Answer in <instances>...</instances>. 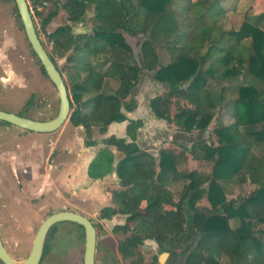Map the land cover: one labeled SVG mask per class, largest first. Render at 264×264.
<instances>
[{"label":"trees","instance_id":"16d2710c","mask_svg":"<svg viewBox=\"0 0 264 264\" xmlns=\"http://www.w3.org/2000/svg\"><path fill=\"white\" fill-rule=\"evenodd\" d=\"M47 2L31 0V5L35 9ZM91 3L65 0L61 7L67 20L76 22ZM225 11L217 0H106L95 7V30L91 34L73 35L67 25L46 34L44 29L56 11L41 20L38 30L34 26L55 56L69 54L64 67L57 69L66 76V81L62 79L69 97L68 122L82 127L86 147L95 144L91 140L93 129L103 135L110 123L125 121L120 109L141 69L124 34L141 36L139 55L144 69L155 70L154 80L168 87L149 100L152 116L173 125L176 131L207 130L228 89L222 87L213 95L208 89L211 82H235L237 86L232 97L222 102L232 123L213 130L215 143L199 141L187 150L194 160L209 163L210 171L181 173L184 183L176 203L165 190L175 174V156L168 149H160L156 159L141 151L134 143L140 121L128 122V143L113 136L102 139L104 147L112 146L121 153L116 174L123 190L112 192L116 209L102 208L99 218L128 215L127 224L112 229L124 236L116 245L122 260L135 258L146 240L165 253L185 249L192 242V230L197 241L184 264H264V229L259 226L264 223V162L253 158L252 142L246 140L264 141V13L245 14L236 30H225ZM245 41L249 49L243 47ZM237 51L245 57H236ZM45 52L55 65L53 54ZM205 64L208 67L203 70ZM104 65L112 68L109 75L100 71ZM39 69L45 76L40 65ZM239 76L243 81L237 82ZM29 110L30 100L17 115L28 118ZM240 128L245 131L243 135ZM224 180L247 182L254 188L246 197L226 199L219 185ZM202 198L208 207L196 206ZM142 201L145 206L140 209ZM75 226L82 233L81 227ZM54 227L46 235L42 257ZM221 256L225 263L219 261ZM132 264L142 262L134 260ZM147 264H156V257Z\"/></svg>","mask_w":264,"mask_h":264},{"label":"rangeland","instance_id":"374dc122","mask_svg":"<svg viewBox=\"0 0 264 264\" xmlns=\"http://www.w3.org/2000/svg\"><path fill=\"white\" fill-rule=\"evenodd\" d=\"M49 1L43 6L36 5L34 9V7H31V0H26L37 30L41 20L53 11L54 7ZM57 1L62 3L64 0ZM132 1L135 3L138 0ZM217 2L226 10L225 17L222 19L225 30H236L243 22L245 14L254 15L259 13L258 10L264 13V0H217ZM34 10L37 11L38 16ZM79 20L83 22V16ZM89 20L88 26L90 28L86 33L87 35L95 30L94 24L91 23L93 20ZM62 25H66V14L58 5L57 15L45 27V33H51ZM38 38L43 48L52 55L51 45L46 42V38L41 32L38 33ZM123 38L131 48L132 57L141 69L138 78L140 81H137L138 84L135 88L140 91L142 86L144 87L145 99L154 92H162L159 91L152 79L155 70L148 72L144 70L141 63L139 55V46L142 42L141 36L129 37L124 34ZM243 45V47L249 49V42L245 41ZM234 54L236 57H245V54L240 51L234 52ZM53 56L56 67L61 69L64 67L69 54H65L62 58L54 54ZM216 66L217 64L214 67ZM207 67L205 64L203 70ZM111 69L110 65H104L100 68V71L105 75H109ZM62 77L66 81L65 74L62 73ZM237 79V82L243 81L242 76ZM110 84L112 85L111 82ZM112 87L114 86L112 85ZM222 87H228L224 91L225 95L222 101L224 102L227 97L228 99L232 97V90H235L237 86L235 82L228 84L225 81H214L211 82L208 89L213 95H216ZM160 89L162 88L160 87ZM28 100H30V110L26 115L29 119L46 121L56 115L58 107L56 92L46 76L41 73L35 57L30 52L20 22L16 19L14 3L12 0H0V111L16 115L24 108ZM131 101L130 98L125 103L128 105ZM222 102L215 108V116L208 126V131L204 134L202 132L203 136L199 137L192 134L193 136H190V138L195 137L193 140L203 138L211 144L216 142L217 137L213 130L216 127L229 126L232 123V119L227 115ZM171 113L174 114L175 111L172 110ZM147 123L149 127L147 128L154 132L153 138L147 143L151 149L157 145L161 133H170L173 130L166 123L167 126L164 128L166 131L163 130L161 126L163 123L157 120L150 119ZM254 129L258 130L259 126L257 125ZM239 133L243 135L245 131L240 128ZM57 134L60 135L59 145L63 143L72 145L73 142L75 144L76 149H74L73 154L68 153L65 160L69 164L83 161V158L79 160L76 157L78 149L77 134L68 120L63 123L57 132H52L49 135L27 132L0 123V240L7 253L16 262L23 261L29 253L33 236L39 224L52 213L71 211L87 217L96 228L95 264H132L134 260H140L142 264L150 262L155 253L148 245L140 246L135 258L119 259L116 245L124 236L120 233H113L112 226H110V223L113 222L102 221L97 215L99 203L95 200L96 191L93 183L101 180L104 172H106V167L109 165V159L106 156L100 153L97 154L89 166L85 170L82 168L81 173L75 178L74 181L79 183L71 181V184L68 185L67 197L65 195L62 197L60 192L61 181H56L57 186H59L58 191L53 182V176L50 177L51 174H49L52 156L46 161L47 153L45 150H36L35 147V145L40 146V144L43 147L50 145ZM82 134L84 137L83 132ZM91 135L92 137H98L95 129L92 130ZM190 138L182 139L181 146H187ZM246 140L252 142L251 153L253 158L264 162V141L255 143L252 139ZM56 154H58V150L53 152V156H56ZM195 167L197 170L204 171L211 169L209 164H198ZM51 181L52 186L56 189L55 191L58 192L56 196L53 195L51 190ZM219 185L223 188L226 199L246 197L254 188L247 182L240 184L238 180L235 182L220 181ZM199 204L201 205V202ZM94 212H97V214L93 215ZM259 226L262 230L264 229V223L259 224ZM46 245L48 247L47 252L41 258L39 264H82L83 233L79 232L74 224H56L52 234L47 237ZM219 261L225 263L226 259L221 256Z\"/></svg>","mask_w":264,"mask_h":264},{"label":"crops","instance_id":"0c3cea01","mask_svg":"<svg viewBox=\"0 0 264 264\" xmlns=\"http://www.w3.org/2000/svg\"><path fill=\"white\" fill-rule=\"evenodd\" d=\"M102 1H106V0H95L93 1L94 2L93 5L86 6V9L83 15V18H84L83 22H77V23H72V24L66 23L67 26L69 25L71 29V33L73 35H84V34L87 35L86 33H88V30L90 28L88 26L89 25L88 21L90 22L89 19H92L93 22L95 21L93 19L95 6L97 3L102 2ZM117 1L120 2L122 0H117ZM125 1H129V0H125ZM131 2L133 1L131 0ZM152 79L154 80L153 75H152ZM155 83L159 91L160 90L162 92L167 91L168 87L166 84H161L156 81ZM137 84L138 83H136V85ZM135 87L131 90L130 95L125 99V101H127L130 98L132 99L131 103L128 104L130 106H128L124 102V104L122 105L120 109V112L125 117V121L120 122V123H115V122L110 123L106 127L105 133L103 135L98 134L97 135L98 137H95V136L92 137L91 135V140L95 142L93 146L86 147L84 144L85 136L83 137L82 127H74L76 130V134H77V144H78L76 157L79 158V160L80 159L82 160L83 158V161H76L75 163L69 164L65 160V157L67 156V154L68 153L73 154V151L76 148L74 146L75 145L74 142L72 143V145L64 144V143L59 145V137H60L59 134H57V136H55V138L50 142V145H45L44 147L41 144L40 146L35 145L36 150H45V152L47 153V156L45 158L46 161H48L49 157L51 158L52 156V162L50 160V165H49V169H50L49 174H51L50 177L53 176L54 178L53 182L55 183V186L58 188V191H59V186H57L56 181H59V180L61 181L60 192H61L62 197L64 195L67 197L68 185L71 184V181H73V183H79V182L74 181L75 178L78 177L79 173H81L80 170L82 168H84L85 170L89 166L90 162L93 161L94 157L97 154L100 153L109 159V165H107L106 167L107 169H106V172H104V176L101 178V180H97V182L93 183L94 190L96 191L95 200L99 203L98 205L99 212L98 214L97 212H94L93 215L97 214L98 216H100V210L102 208L108 207L113 210L116 209L115 204L112 202L111 195H112V192L114 191L118 192V191L123 190V188H121L119 185V179L116 174V165H117L118 160L121 158V153H119L112 146L104 147V145L101 144V141L102 139L113 136L116 139H124L125 142L127 143L130 142L129 137H127L125 134V128L129 121H140L141 122V127L137 129L135 140H134V143L137 145V147L141 151L153 156L155 159L157 158L158 151L160 149H168L173 152L175 156V165H174L175 174H174L173 180L168 181L167 184L165 185V190L169 192L172 196L171 198L172 202L174 203L177 202L179 193L181 190V186L184 183V180L181 179V173L192 172V171L196 173L197 172L198 173L199 172L208 173L210 171V170L209 171L197 170L195 166H198V164L207 165L209 163L194 160L188 154V151H187L191 147V145L196 142L205 141L206 143H208L207 140H203V138H200L199 140H193L195 137L203 136L204 132L203 134L202 132H196V131H192L190 133H182V132L176 131L173 125H169L173 128V130L170 133L169 132L165 133L166 135L161 133L159 135L157 145L154 146L152 149L148 147L147 143L150 141L151 138H153L152 136L154 135V132L148 129L149 127H148L147 122L150 121V119H152L153 121L157 120L151 114V111L148 106L149 100L153 98L154 96L159 95L162 92H154L152 95H149L145 99L144 87L142 86L140 91L137 90ZM160 87L162 89H160ZM157 121L162 122L164 124V125L161 124V126H162V129L166 131V129L164 128H166L168 124L165 125V122L161 120H157ZM59 129H57L56 132ZM207 131L208 130H206L205 132ZM49 134H52V133L40 134V135H49ZM192 134H195V137L190 138V136H193ZM163 135H165L166 138L163 137ZM188 137L190 138V141H188L189 142L188 145L185 147L181 146V142H182L181 140L188 138ZM55 150H58V154H56V156H53V152ZM54 174H58V175H54ZM82 184L84 183L82 182ZM47 185H48V181H47ZM107 185L109 186L108 188H110L109 190L107 188ZM51 188H52L51 190L53 191V195L56 196L58 192H56L55 191L56 189L52 186V181H51ZM200 202H201V205L199 204ZM144 206H145V202L142 201L140 203L139 208L142 209ZM196 206L200 208L208 207V203L206 202L204 198H202L199 202L196 203ZM164 207L168 209L171 208L170 206H164ZM101 220L107 221V222H113V223H110V226H112V229H113L115 226H121V225L127 224L128 215L114 214L109 219H101ZM190 235L192 237V242L185 249H176L174 251L165 253V252L160 251L157 245L153 241H150V240L144 241L141 246H145V245L150 246L149 248H151L152 251L155 253L154 256L156 257V264H184L187 258V255L192 251L197 241V236L194 234L192 230H190ZM194 235L196 236L195 238H194Z\"/></svg>","mask_w":264,"mask_h":264},{"label":"water","instance_id":"95a60500","mask_svg":"<svg viewBox=\"0 0 264 264\" xmlns=\"http://www.w3.org/2000/svg\"><path fill=\"white\" fill-rule=\"evenodd\" d=\"M16 14L20 22L23 34L34 57L41 66L46 78L53 86L58 107L56 115L46 121H37L18 116L17 114L0 111V122L14 126L21 130L48 134L56 131L69 117V97L62 76L57 67L49 59L38 35L35 31L31 14L26 0H12ZM59 223H72L80 226L83 233L82 264H94L96 232L91 221L86 217L71 211H59L48 215L38 226L26 258L16 262L11 258L0 240V263L1 264H39L42 258L43 246L49 229Z\"/></svg>","mask_w":264,"mask_h":264},{"label":"flooded vegetation","instance_id":"af4514ba","mask_svg":"<svg viewBox=\"0 0 264 264\" xmlns=\"http://www.w3.org/2000/svg\"><path fill=\"white\" fill-rule=\"evenodd\" d=\"M49 1V0H48ZM65 1V0H64ZM63 1V2H64ZM94 0H92V3L91 4H89V5H93L94 4V2H93ZM115 1V0H114ZM117 1V0H116ZM62 2V3H63ZM118 2V1H117ZM49 3L54 7L53 8V11H56V12H58V5L60 6V9L61 10H63L62 9V7H61V4L62 3H59V1H57V0H51V1H49ZM119 3V2H118ZM97 5V4H96ZM31 6V5H30ZM31 7H33V6H31ZM36 7V6H35ZM96 7V6H95ZM29 8V7H28ZM29 11H30V8H29ZM36 11V10H35ZM64 11V10H63ZM37 12V11H36ZM52 12V11H51ZM65 12V11H64ZM85 12V11H84ZM31 14V13H30ZM57 15V14H56ZM84 15V14H83ZM56 17V16H55ZM31 18H32V16H31ZM53 19V18H52ZM51 19V20H52ZM33 21V20H32ZM77 22H81L80 20H78V21H76V22H71V21H68L67 20V16H66V23H69V24H72V23H77ZM33 25H34V23H33ZM67 25V24H66ZM69 26V25H68ZM35 28V27H34ZM71 30V29H70ZM85 35V34H84ZM93 225V224H92ZM94 226V225H93ZM94 228H95V226H94ZM95 232H96V228H95ZM121 234V233H120ZM122 235V234H121ZM95 247H96V244H95ZM117 252V251H116ZM117 255H118V253H117ZM120 256V255H119ZM118 256V257H119ZM121 257H119V259H120ZM94 264H95V257H94Z\"/></svg>","mask_w":264,"mask_h":264}]
</instances>
